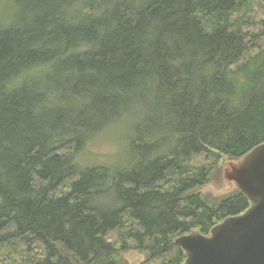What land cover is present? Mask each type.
Here are the masks:
<instances>
[{
  "label": "trees",
  "instance_id": "1",
  "mask_svg": "<svg viewBox=\"0 0 264 264\" xmlns=\"http://www.w3.org/2000/svg\"><path fill=\"white\" fill-rule=\"evenodd\" d=\"M262 143L264 0H0V264H183L249 206L202 189Z\"/></svg>",
  "mask_w": 264,
  "mask_h": 264
},
{
  "label": "water",
  "instance_id": "2",
  "mask_svg": "<svg viewBox=\"0 0 264 264\" xmlns=\"http://www.w3.org/2000/svg\"><path fill=\"white\" fill-rule=\"evenodd\" d=\"M222 177L245 197L248 209L224 219L208 235L194 230L176 238L183 264H264V143L224 163Z\"/></svg>",
  "mask_w": 264,
  "mask_h": 264
},
{
  "label": "rangeland",
  "instance_id": "3",
  "mask_svg": "<svg viewBox=\"0 0 264 264\" xmlns=\"http://www.w3.org/2000/svg\"><path fill=\"white\" fill-rule=\"evenodd\" d=\"M253 8V7H252ZM258 10V11H257ZM260 9L255 8L254 10H251L249 13L245 15L247 22V25H252L256 21H258L260 17ZM244 16V15H243ZM246 25V26H247ZM256 24L253 25V27ZM117 144L114 140V138L110 139H99L97 140L89 149V153L83 155L79 162L82 165H92L94 162L97 163H103V162H109L113 155L115 154L117 150ZM208 162L207 157L205 155H196L190 157L186 163L190 166L192 165H204ZM229 189V185L226 181H224L222 177V173H217L213 179L211 184L206 186L204 189H202V192L209 193V192H218L220 190H227ZM110 237L112 240L117 239V232L113 231L110 232ZM124 263L125 264H141L145 260V256L141 253H138L137 251H129L124 256Z\"/></svg>",
  "mask_w": 264,
  "mask_h": 264
}]
</instances>
